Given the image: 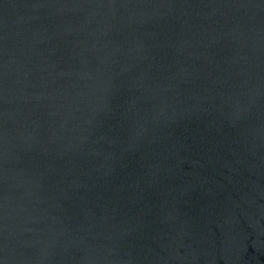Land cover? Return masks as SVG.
<instances>
[{
    "label": "water",
    "instance_id": "95a60500",
    "mask_svg": "<svg viewBox=\"0 0 264 264\" xmlns=\"http://www.w3.org/2000/svg\"><path fill=\"white\" fill-rule=\"evenodd\" d=\"M0 264H264V0H0Z\"/></svg>",
    "mask_w": 264,
    "mask_h": 264
}]
</instances>
